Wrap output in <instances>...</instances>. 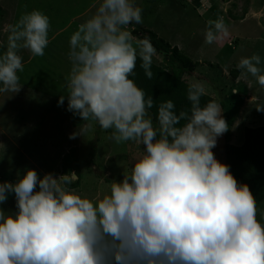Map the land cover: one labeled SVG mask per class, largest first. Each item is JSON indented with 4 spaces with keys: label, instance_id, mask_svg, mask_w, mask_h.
<instances>
[{
    "label": "clouds",
    "instance_id": "clouds-1",
    "mask_svg": "<svg viewBox=\"0 0 264 264\" xmlns=\"http://www.w3.org/2000/svg\"><path fill=\"white\" fill-rule=\"evenodd\" d=\"M142 14L136 0H100L70 36L68 95L58 106L67 99V111L111 130L117 144L138 142L143 154L123 179L111 180L102 198L71 188L68 174L41 178L26 169L14 183L0 182V264H264V223L253 193L213 151L229 131L221 105L210 100L201 106L205 89L194 82L187 92L190 110L177 113L169 99L159 104L155 123L149 116L154 99L131 78L138 60L153 77L156 48L130 29L143 23ZM212 18L207 44L229 34L222 16ZM8 30L0 93H18L24 70L19 53L45 55L50 18L34 9ZM261 64L253 54L237 68L264 87ZM256 110L264 112V104ZM90 127L81 125L69 138ZM9 196L15 211L3 207Z\"/></svg>",
    "mask_w": 264,
    "mask_h": 264
},
{
    "label": "rangeland",
    "instance_id": "rangeland-1",
    "mask_svg": "<svg viewBox=\"0 0 264 264\" xmlns=\"http://www.w3.org/2000/svg\"><path fill=\"white\" fill-rule=\"evenodd\" d=\"M99 2L0 0V52L7 46L9 26L22 14L36 9L50 18L45 55L35 57L28 50H21L24 65L23 72L18 73L21 90L0 93V182L14 183L26 169H35L41 178L47 173L57 177L68 174L70 184H78L76 191L90 198H102L108 193L111 180L123 179L122 173L130 172L133 162L143 154V146L138 142L117 144L110 139L111 130L105 131L94 121H83L67 111V99L63 106H58L60 96L68 95L70 36L92 16ZM136 3L143 9V23L133 24L130 29L151 30L156 40L165 41L168 51L178 47L185 54L179 64H185L188 71L183 79L202 84L205 93L221 105L229 131L218 139L213 151L225 164L226 144L241 145L245 125H264V112L256 110L264 104V87L237 68L242 57L253 54L261 56L264 67V0H136ZM211 16V20L222 16L229 34L207 44L202 41L206 21ZM166 49L156 53L153 61L162 63L168 57ZM170 70L178 72L177 64ZM83 124L91 127L83 136L70 139ZM72 172L76 173V179H71ZM3 207L15 211L14 196H9ZM257 219L264 223V201L257 205Z\"/></svg>",
    "mask_w": 264,
    "mask_h": 264
},
{
    "label": "trees",
    "instance_id": "trees-1",
    "mask_svg": "<svg viewBox=\"0 0 264 264\" xmlns=\"http://www.w3.org/2000/svg\"><path fill=\"white\" fill-rule=\"evenodd\" d=\"M132 31L134 36L141 39L149 37L156 48V53H161L167 47L164 40H156L151 30L144 29L141 32L132 29ZM168 46L170 47V45ZM165 51L164 53L168 54V57L164 58L162 63L153 61L151 68L153 77L151 79L147 78L144 70L140 68L141 62L139 60L137 61L135 75L131 77L145 91L146 97H153L154 107L149 110V113L154 123L158 114V106L163 101L171 99L176 106L177 113L191 108L187 92L192 83L183 79L188 71L185 70V64H179L181 55L185 54L181 53L178 47H174L173 50L169 51L166 49ZM176 64L178 72L174 73V70H170V68ZM236 76V71H234L233 77ZM210 100L214 99L205 93L201 97V106ZM183 123L184 121H181V124ZM243 129V142L241 145L226 144L224 150L225 164L230 165V170L238 182L249 185L257 205H259L264 201V125H245ZM77 185L75 183L69 186L75 189Z\"/></svg>",
    "mask_w": 264,
    "mask_h": 264
},
{
    "label": "crops",
    "instance_id": "crops-1",
    "mask_svg": "<svg viewBox=\"0 0 264 264\" xmlns=\"http://www.w3.org/2000/svg\"><path fill=\"white\" fill-rule=\"evenodd\" d=\"M203 43H205V39H204ZM203 43H202V44H203Z\"/></svg>",
    "mask_w": 264,
    "mask_h": 264
}]
</instances>
